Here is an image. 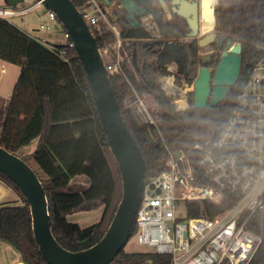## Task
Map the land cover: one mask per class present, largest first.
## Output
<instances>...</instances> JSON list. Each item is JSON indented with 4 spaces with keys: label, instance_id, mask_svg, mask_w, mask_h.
I'll use <instances>...</instances> for the list:
<instances>
[{
    "label": "trees",
    "instance_id": "16d2710c",
    "mask_svg": "<svg viewBox=\"0 0 264 264\" xmlns=\"http://www.w3.org/2000/svg\"><path fill=\"white\" fill-rule=\"evenodd\" d=\"M72 1L79 9L89 2ZM238 1L243 13L254 11V15L247 18L246 25L237 28L242 44L240 79L219 105L209 104L201 110L194 108L191 98L189 110L177 111L160 85V79L169 72L157 62L158 47L152 50L143 47L144 40L151 33L140 27L123 29L121 37L124 49L130 55L137 49L140 71H133L124 62L125 74L109 75L123 119L143 154L145 183L167 170L170 157L167 148L186 153L195 160L199 154L194 147L208 139L207 131L212 138L217 137L228 118L238 109L239 97L247 86L253 67L264 58V0ZM206 5L213 4L204 5L202 24L204 30L208 31L215 22ZM232 8L236 6L219 10ZM59 23L63 31H67ZM170 26H166L168 30ZM183 26L184 23H180L179 30L182 31ZM96 38L100 48L115 40L112 34ZM41 39L12 22L0 19V60L21 69L5 114L0 115V146L18 155L22 148L38 140L36 149L22 159L37 173L47 193L54 236L65 249L80 252L104 237L122 200V179L99 118L87 73L76 50H70L64 58ZM60 47L57 45L56 48ZM192 51L197 58V47ZM197 75L198 69L194 67L185 77L187 83L192 85ZM134 91L148 94L158 103L159 109L154 116L164 141L154 125L141 122L132 109L126 108L125 99ZM80 176L89 180L88 188L69 191L73 180ZM0 180L22 200V205L0 208V242L17 250L25 264H48L35 239L30 206L25 196L1 172ZM87 205L92 209L104 207L99 223L82 228L68 220L69 215L86 210ZM232 205L230 199L223 206L211 202L186 204L189 218H214ZM251 229L263 242L250 264H264V213L256 218ZM136 232L134 224L130 240ZM170 261V255L153 251L131 253L124 249L111 264H170ZM222 264L231 263L225 260Z\"/></svg>",
    "mask_w": 264,
    "mask_h": 264
},
{
    "label": "built area",
    "instance_id": "2783aa9c",
    "mask_svg": "<svg viewBox=\"0 0 264 264\" xmlns=\"http://www.w3.org/2000/svg\"><path fill=\"white\" fill-rule=\"evenodd\" d=\"M46 9V20L39 29L52 32L61 29L57 14L46 8L43 1L25 0L16 7L0 8V19L13 18ZM96 37L113 31L117 35L115 51L100 48L110 74H125L120 54L121 33L111 23L109 9L99 0H89L80 9ZM152 32L144 42L168 39L159 32L156 23L147 25ZM41 41L62 57L75 49L70 34L64 31V44L52 45ZM193 84L191 90H193ZM149 96V97H148ZM136 91L125 99L143 123L156 127L161 138L154 110L147 104L152 96ZM184 101V105H180ZM177 111L189 110L187 98L178 99ZM198 157L193 160L186 153L167 148V170L145 183L142 199L135 218V237L141 246L161 255H170V264H250L262 245V238L251 229L256 218L264 213V58L257 63L247 86L239 97L238 109L228 118L219 135L197 144ZM230 199L233 205L214 218L188 217L186 204L211 202L223 206Z\"/></svg>",
    "mask_w": 264,
    "mask_h": 264
},
{
    "label": "water",
    "instance_id": "95a60500",
    "mask_svg": "<svg viewBox=\"0 0 264 264\" xmlns=\"http://www.w3.org/2000/svg\"><path fill=\"white\" fill-rule=\"evenodd\" d=\"M24 1L6 0L11 7H16ZM40 1H43L46 8L57 14L59 21L75 43V50L87 73L110 150L121 174L123 196L104 237L86 250L71 252L65 249L54 236L47 193L34 169L20 156L0 146V172L15 183L25 196L30 206L35 239L48 264H111L130 240L145 186L146 163L136 139L123 119L98 40L80 9L75 6L72 0ZM104 1L108 7L111 6L112 1H116L126 11H129L138 2L147 7V10L141 14L142 16L152 14L160 25L163 24L160 13L155 7H152L153 0H148V3L142 0ZM156 1L162 10L169 11L166 0ZM171 5L174 14L188 21L192 29L190 37H197L198 3L188 0H171ZM216 6L213 7L215 24L217 23L214 10ZM164 35L168 34L165 32ZM215 38L216 35L211 33L201 38L199 44L201 47H205L212 44ZM226 41V37H221L222 47ZM143 47L150 50L158 47L156 52L160 67L168 68L169 65L175 64L179 75L188 76L190 74L187 64L188 52L184 45L171 41L165 43L154 41L144 42ZM201 61L203 65L199 68L193 83L194 108L199 110L207 108L209 104L219 105L227 97L230 88L237 85L242 70V44L239 42L229 43L220 60L216 62L214 72L207 66L204 58H201ZM132 64L135 71L139 72L137 49H134L132 54ZM155 143H157L156 140ZM175 155L176 158H179L181 153L176 152ZM73 188V185L70 186L69 191H74ZM86 207L90 208L89 205Z\"/></svg>",
    "mask_w": 264,
    "mask_h": 264
},
{
    "label": "rangeland",
    "instance_id": "374dc122",
    "mask_svg": "<svg viewBox=\"0 0 264 264\" xmlns=\"http://www.w3.org/2000/svg\"><path fill=\"white\" fill-rule=\"evenodd\" d=\"M166 3L168 4V0H166ZM207 3H212L213 6L217 5L216 7L218 10L222 9V7H234V6H236L235 9L232 8V10L234 11V15L232 14V16H225L224 12L229 11V10H219L220 13L221 14L223 13L224 15L222 16L223 18L222 17L218 18V23H221L222 27L229 28L228 29L229 32L233 34V40L235 42H239V29L237 30V28H239L238 26H241V27L245 26L247 23V18L250 16H253L254 11L252 10L249 14L243 13L241 11V7L239 6L240 2L238 0H203L202 4L205 5ZM1 7L9 8L10 6H8V4L4 0H0V8ZM109 8H111V7H109ZM39 10L42 11V10H46V9L44 7H41ZM25 16H28V14ZM30 17H33V16L31 15L27 19H30ZM18 19H20V17L13 18L14 24L18 23L20 21ZM46 19H47L46 16L42 17L37 21V23H35L33 25H27L24 30L26 32H28L29 34H33V30H39L42 36L48 35V39H50L51 41H59V42L64 43L65 41H64L63 28H61L60 30L52 31L50 33L41 31L39 29L40 21H43ZM214 28H215V25L213 26L212 29L206 31V30H204V27L202 24V28H201L202 34L204 35L210 31H212ZM105 30L107 31L108 34H112L115 37V40L111 43L105 44L102 48L109 49L110 51L115 53V52H117V49L115 51L116 44H117V35L113 31H109L108 28H106ZM231 31H233V32H231ZM169 39H171V38H169ZM121 41H122V46L120 49V54L123 57L125 63H127L128 67L130 69H132L133 71H135L133 64H132V55H130V53L124 49L122 38H121ZM208 50L209 49L207 48V49H204L202 52H206ZM167 70L169 72V75L164 76L162 79H160V85L166 91L168 96L172 99L173 104H175L176 100L184 99V98H187L189 101L192 98L193 102H194V89L191 90L192 85L188 84L185 78L178 76L177 66L175 64L169 65ZM5 71L6 70L3 71V69H2V74L0 73L1 74L0 83L2 85L0 89L2 91H4L6 94H9L7 92H11L10 94H13L15 87H16V84H17V81H18V78H19V75L16 77V74L18 72L20 73L21 69L19 66L12 64L11 68L10 67H9V69L7 68V71H6L7 74L6 73L3 74ZM146 96H148V94H146ZM146 101H147V104L149 106H151L154 110H156V106L158 103L155 102L153 97H152V100H151V98H148ZM7 104H8V102H3V103L0 102V105H5L6 107H7ZM175 106L177 107V104ZM190 107H191V104L189 105V108ZM206 134H208L207 138L212 139V136L208 133V131ZM35 144H36V141L33 142V144L30 147L22 148L18 152V156H20L22 158V157H24V155L32 153L30 151H32V148L34 147ZM75 179L76 180H74V182L78 181L79 183H81V186H82L81 190L88 188L89 180L86 177L80 176V177H77ZM0 185L4 186L9 191V194L8 193L5 194L2 192L0 193V208L2 206H7V205H10V206L22 205L21 198L17 195V193H15L13 191L12 188H10L8 185H6L1 180H0ZM103 209H104V207H96V208L92 209V207L90 206V208H87L86 210H83L80 213L73 214L71 216L69 215L68 220L70 222L79 224L82 228H88V227H91V226H93V225H95L101 221L102 216H103V211H104ZM4 246L6 247L8 257H0V264H5V258H7L8 263H13V264H16L17 262L21 261V258L18 257L19 253L17 250H15L12 246H10L7 243H4ZM125 251L134 253V252H149L150 250L148 247L139 245L137 242V238L134 236L131 238V240L128 242L127 246L125 247ZM10 256H13V257H10Z\"/></svg>",
    "mask_w": 264,
    "mask_h": 264
},
{
    "label": "flooded vegetation",
    "instance_id": "af4514ba",
    "mask_svg": "<svg viewBox=\"0 0 264 264\" xmlns=\"http://www.w3.org/2000/svg\"><path fill=\"white\" fill-rule=\"evenodd\" d=\"M102 3V6L109 9V18L112 24H114L117 27V30L122 33L124 28L129 29L132 27L135 28H146L150 33H152L147 25L149 23H156L159 32L162 33V35L165 34V32L171 35L170 37H165L168 39V41L180 43L185 46L187 52H188V58H187V64L192 71L194 67H197L198 71L199 68L203 65L201 58H204L206 60L207 66L214 72L216 70V62L220 60L222 57L223 52L225 51L227 45L231 42L236 43L233 40V34L229 32V28L222 27L221 23H218V18H221L224 14L225 16H232L234 15V11L230 9L229 11L224 12V14L220 13V11L217 9V7L214 8L215 14H216V20L217 23L215 24V28L206 33L202 34L201 28H202V18H203V8H202V1L203 0H188L189 2L198 3V35L197 37L193 38L190 37L192 33V29L190 28L188 21L185 19L179 17L178 15L174 14L171 10V0H168V8L169 11L165 12L162 10V8L159 7V4L156 0H153L152 7H155L158 12L161 15V18L163 20V24L160 25L158 23V20L156 17H154L152 14L142 16L141 14L147 10V7H144L140 3H136V5L132 6V8L129 11H126L122 6L119 5L118 2L112 1L111 8H109L106 5V2L104 0H99ZM145 3H148V0H142ZM223 18V17H222ZM133 19V20H132ZM180 23H184L183 30H179ZM178 24V25H177ZM171 25V26H170ZM170 26V30H168L167 27ZM225 29V30H224ZM233 32V31H231ZM215 34L216 38L212 42V44L207 45L205 47H201L199 44V41L201 38H204L208 36L209 34ZM226 37L227 41L225 45L222 47L221 45V37ZM171 38V39H169ZM197 47V58L194 57L193 54V48ZM209 49L206 52H202L204 49ZM178 76L185 78L186 76H181L178 74Z\"/></svg>",
    "mask_w": 264,
    "mask_h": 264
},
{
    "label": "crops",
    "instance_id": "0c3cea01",
    "mask_svg": "<svg viewBox=\"0 0 264 264\" xmlns=\"http://www.w3.org/2000/svg\"><path fill=\"white\" fill-rule=\"evenodd\" d=\"M5 2H6V0H4ZM7 3V2H6ZM217 4V3H216ZM8 6H10V5H8ZM214 6H216V5H214ZM33 16V17H30V19H27V18H29V16ZM46 16V10H42V11H40L39 9L36 11V12H33V13H31V14H28V16H25V15H23V16H20V19H18V20H20L18 23H15V25H17L20 29H22L23 31H25L24 29H25V27L27 26V25H33V24H35V23H37V21L40 19V18H42V17H45ZM26 32V31H25ZM31 35H33V36H35V37H38V39H40V38H44V39H47V40H49V43L50 44H52V45H58V44H64L63 42H59V41H51L50 39H48V35L47 36H42L41 35V33H40V31L39 30H33V34H31ZM11 66H12V64H9V63H7V62H4V61H2V60H0V73L2 74V69H3V71L4 70H6L7 71V68L9 69V67L11 68ZM6 71L3 73V74H5L6 73ZM19 73V72H18ZM16 74V77L18 76V75H20V73L19 74ZM1 74H0V77H1ZM7 74V73H6ZM1 81V80H0ZM1 83H0V88H1ZM7 92V91H6ZM7 93H9V94H6L4 91H2L1 89H0V102L1 103H3V102H8L10 99H11V97H12V95L13 94H10L11 92H7ZM151 100H152V98H151ZM156 102V101H155ZM159 109V106H158V104H157V106H156V110H158ZM5 111H6V106L5 105H0V115H4L5 114ZM35 142V141H34ZM33 144V143H32ZM31 144V145H32ZM37 144H38V140H36V144L34 145V147L32 148V151H30V152H33L35 149H36V147H37ZM30 145V146H31ZM29 146V147H30ZM28 148V147H27ZM74 180H76V179H74ZM74 180H73V186H74V191H80L81 190V188H82V186H81V183H79L78 181H75L74 182ZM85 182V181H84ZM80 186V187H79ZM5 193V194H9V191L4 187V186H2V185H0V193ZM3 195V194H2ZM87 208V207H86ZM104 210V209H103ZM78 213H80V212H78ZM74 214H77V213H74ZM73 215V214H72ZM71 216V215H70ZM0 257H8L7 256V251H6V247L4 246V242H0ZM10 257H13V256H10ZM16 257V256H15ZM18 257H20V255L18 256ZM5 264H13V263H8V260H7V258H5ZM16 264H25V263H23L22 261H19V262H17Z\"/></svg>",
    "mask_w": 264,
    "mask_h": 264
},
{
    "label": "bare ground",
    "instance_id": "6f19581e",
    "mask_svg": "<svg viewBox=\"0 0 264 264\" xmlns=\"http://www.w3.org/2000/svg\"><path fill=\"white\" fill-rule=\"evenodd\" d=\"M206 7H207V9H208V11H209V13L211 15L212 21H214V19H213V7L214 6L206 5ZM202 8H203V12H204V5L203 4H202ZM203 19H204V14H203L202 21H203ZM179 103H180L181 106L184 105V101H180Z\"/></svg>",
    "mask_w": 264,
    "mask_h": 264
}]
</instances>
